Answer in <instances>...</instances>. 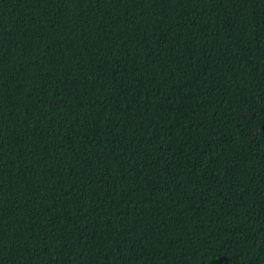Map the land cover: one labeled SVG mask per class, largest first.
Returning <instances> with one entry per match:
<instances>
[{
  "label": "trees",
  "instance_id": "trees-1",
  "mask_svg": "<svg viewBox=\"0 0 264 264\" xmlns=\"http://www.w3.org/2000/svg\"><path fill=\"white\" fill-rule=\"evenodd\" d=\"M0 264H264V0H0Z\"/></svg>",
  "mask_w": 264,
  "mask_h": 264
}]
</instances>
